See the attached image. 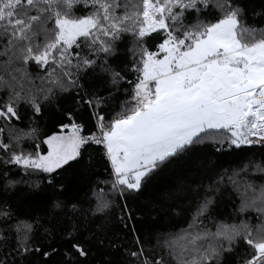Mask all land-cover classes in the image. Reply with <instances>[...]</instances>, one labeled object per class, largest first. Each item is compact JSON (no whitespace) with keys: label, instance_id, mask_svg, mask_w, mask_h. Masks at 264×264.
<instances>
[{"label":"snow or ice","instance_id":"1","mask_svg":"<svg viewBox=\"0 0 264 264\" xmlns=\"http://www.w3.org/2000/svg\"><path fill=\"white\" fill-rule=\"evenodd\" d=\"M0 264H264V0H0Z\"/></svg>","mask_w":264,"mask_h":264}]
</instances>
